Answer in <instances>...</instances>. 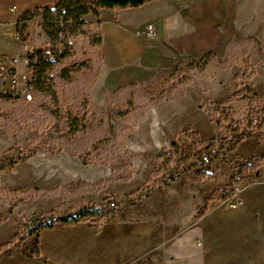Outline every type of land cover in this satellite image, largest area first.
Returning a JSON list of instances; mask_svg holds the SVG:
<instances>
[{
	"label": "rangeland",
	"instance_id": "rangeland-1",
	"mask_svg": "<svg viewBox=\"0 0 264 264\" xmlns=\"http://www.w3.org/2000/svg\"><path fill=\"white\" fill-rule=\"evenodd\" d=\"M260 6L264 14V0ZM0 28L6 29L7 39L12 41L11 23ZM98 32L96 26H88L83 35L72 40L71 56L53 71L58 78L62 112L69 111L85 125L67 143L51 149L43 137L44 128L17 110V103L0 102V165L12 163L11 169L0 171V244L17 230L27 233L39 221L49 223V219L42 218L48 210H73L80 204L107 208L113 201L117 206L103 220L92 217L75 227L55 223L49 229H38L20 247L3 256L0 264H109L113 258H106L104 235L113 230H130V238L115 241L109 249L116 247L120 260L137 254L138 264H187L195 261L192 254L209 249L208 245L228 233H257L256 224L237 223L240 217L236 211L250 207L248 215L261 224L264 186L259 183L258 169L234 182L236 166L253 157L238 150L241 141L234 146L231 142L238 122L246 126L245 109L258 115L264 105V36L261 56L254 45L244 44L230 56L232 64L228 68L219 69L213 62L203 73L196 72L188 84L170 82L151 99L138 95L143 113L128 120L121 143L111 157L98 155L106 153L103 149L89 150L97 148V143L88 138L106 136L105 91L116 89L106 88L102 78ZM242 60L247 62V72L253 70V74L244 80L234 79ZM62 69L68 70L66 76H62ZM171 69L162 68L148 81L126 86L140 94L151 79L167 75ZM245 85L250 91L247 96ZM234 94L246 96L244 111H228L218 105ZM39 96L34 93L35 100ZM212 117L219 120V126L210 122ZM213 136L221 147L218 157L182 171L166 184L163 180L167 172L158 173L153 182L144 184L155 168L156 157L169 152L173 140H179L183 150L193 152ZM246 138L257 140L264 148V131L253 130ZM195 139L201 140V146H195ZM24 187L48 191L27 199L17 192ZM207 196L210 200L201 214ZM244 226L252 231H242ZM78 231L90 236L94 254L89 255L83 246L67 245L68 235ZM176 255L175 261L163 260H174Z\"/></svg>",
	"mask_w": 264,
	"mask_h": 264
},
{
	"label": "crops",
	"instance_id": "crops-1",
	"mask_svg": "<svg viewBox=\"0 0 264 264\" xmlns=\"http://www.w3.org/2000/svg\"><path fill=\"white\" fill-rule=\"evenodd\" d=\"M59 1L0 0V27L11 23L9 29L12 31L23 13L35 8L53 9ZM260 2L261 0H150L132 8H101L97 15L88 13L83 19L96 26L101 33L100 71L105 87L115 89L148 81L158 70L173 68L180 60L198 58L208 51L223 52L233 36L242 38L241 36L252 35L261 41L264 36V14H261ZM148 24L152 26L151 35L145 33ZM20 51V44L13 39L9 41L6 29L0 28V53L18 54ZM238 150L251 159L264 148L259 147L257 140L245 138L238 145ZM258 174L259 183L263 187L264 161L258 168ZM249 208L244 206L236 211L240 217L237 218V223L256 224L257 233L251 232L252 229L247 226L242 231L251 233H228L216 243L208 245L209 249L192 254L195 261L187 264H264V212L259 213L263 216V222L257 224L247 211ZM129 231L113 230L108 235L105 231L102 232L103 235L106 234V258H113L109 264H138L137 254L128 260H120L116 247L109 251L115 241L130 238ZM66 241L70 248L83 246L89 255L94 254L90 248V236L81 235L78 231L68 235ZM200 242L202 245V241ZM176 258L177 255L174 260L167 257L163 260L172 262ZM185 259L186 256L182 261Z\"/></svg>",
	"mask_w": 264,
	"mask_h": 264
},
{
	"label": "trees",
	"instance_id": "trees-1",
	"mask_svg": "<svg viewBox=\"0 0 264 264\" xmlns=\"http://www.w3.org/2000/svg\"><path fill=\"white\" fill-rule=\"evenodd\" d=\"M148 1L150 0H60L53 9L35 8L23 13L17 20L16 28H27L26 22L37 18L42 22V26L46 28L47 33L54 37V57H42L36 66V80L33 83V89L34 93L40 94V96L37 100H35V97L31 101L32 103L24 99L14 101V103H17V110L24 113L27 119H33L35 125L40 126L39 128H44L43 137L51 149L67 143L73 135L75 136L85 127L69 111L66 113L62 112L61 97L57 87L58 78L53 74L55 67L61 65L66 58L71 56L74 48V42L72 40L83 35L86 32V28L91 25L83 17L88 13L97 15L98 10L101 8L110 10L132 8L138 7ZM96 37L100 44L101 33L98 32ZM244 44L254 45L258 56H261L263 44L257 37L251 35L242 39L238 36H233L226 44L223 53L219 54L208 51L198 58L180 60L167 75L151 79L141 89L140 94H135L134 90L128 86L118 87L112 92L105 91L107 133L102 138H88L97 143V148L94 146L89 150L97 151L96 149H103L106 153H100L98 155L105 154L113 157L114 153L112 151L121 143L122 129L128 120L141 116L143 113V103L137 97L138 95L151 99L159 89L167 86L170 82L188 84L194 79L196 72L203 73L213 62L218 64L219 69L228 68L232 64L230 56ZM240 63V71L235 75L234 79L244 80L253 74V70L247 72V62L242 60ZM67 71V69H62V76H66ZM244 91L246 96L249 95L250 91L247 85L244 86ZM246 96L239 98V94H234L230 99L220 102L218 105H223L225 107L224 109L228 111L232 109L244 111V108H246ZM245 113L244 120H246V126L241 127L240 122H238V125L232 130L235 135L232 136L231 146L244 140L253 130L264 131V105L261 106L258 115L248 108L245 109ZM210 122L217 126L220 125L218 123L219 120L213 117L210 118ZM194 142L196 147L198 145L201 146L200 139H195ZM92 146L91 144L90 147ZM109 150L110 152H108ZM220 150L221 147L218 144V138L216 136L211 137L204 146L193 152L183 150L179 140L175 139L171 143L169 152H163L156 157L155 168L152 169L144 184L153 182L154 177L160 172H167L163 184L173 181L182 171H187L198 164L207 163L212 157H218ZM93 155L95 157V154ZM263 161L264 151L253 157L249 162L236 166L237 176L234 182L238 183L241 176L248 171L258 169ZM126 163L130 164V162ZM174 165L176 166L175 169H173ZM11 167L12 163H3L0 165V171L11 169ZM199 177L202 178V175ZM7 191L9 193L14 192L9 189ZM45 191L48 190L39 187H24L17 190L18 193H22L24 198L27 199H32ZM209 200V196L204 197V204L200 211L201 214L205 210ZM112 212L113 209L109 210L106 207H97L88 204H80L73 210H48L44 212L42 218L49 219V223L39 221L38 224L30 226L27 233L17 230L6 242L0 244V259L20 247L38 229H49L55 223L62 226H73L92 217H98L99 220H103V218Z\"/></svg>",
	"mask_w": 264,
	"mask_h": 264
},
{
	"label": "built area",
	"instance_id": "built-area-1",
	"mask_svg": "<svg viewBox=\"0 0 264 264\" xmlns=\"http://www.w3.org/2000/svg\"><path fill=\"white\" fill-rule=\"evenodd\" d=\"M26 25L27 28H16V25L12 28V39L20 44V53H0V102L10 104L17 99L32 101L36 66L42 57H52L54 37L43 28L42 22L33 18ZM145 33L152 34L150 24L146 26ZM116 206L113 201L107 208L115 209Z\"/></svg>",
	"mask_w": 264,
	"mask_h": 264
}]
</instances>
